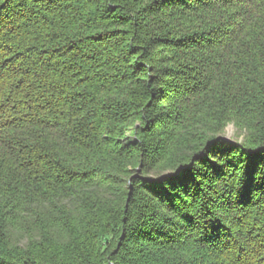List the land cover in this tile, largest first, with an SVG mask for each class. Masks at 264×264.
I'll return each mask as SVG.
<instances>
[{
    "label": "trees",
    "instance_id": "1",
    "mask_svg": "<svg viewBox=\"0 0 264 264\" xmlns=\"http://www.w3.org/2000/svg\"><path fill=\"white\" fill-rule=\"evenodd\" d=\"M0 264H264V0H0Z\"/></svg>",
    "mask_w": 264,
    "mask_h": 264
},
{
    "label": "rangeland",
    "instance_id": "2",
    "mask_svg": "<svg viewBox=\"0 0 264 264\" xmlns=\"http://www.w3.org/2000/svg\"><path fill=\"white\" fill-rule=\"evenodd\" d=\"M225 137L228 138V139H239L240 141L243 140V136H240L238 134V132L236 131V129L234 128V126H229L227 129H226V132H225ZM26 243V240H24L21 245H25Z\"/></svg>",
    "mask_w": 264,
    "mask_h": 264
},
{
    "label": "water",
    "instance_id": "3",
    "mask_svg": "<svg viewBox=\"0 0 264 264\" xmlns=\"http://www.w3.org/2000/svg\"><path fill=\"white\" fill-rule=\"evenodd\" d=\"M226 140H228V141H230V139H228V138H225Z\"/></svg>",
    "mask_w": 264,
    "mask_h": 264
}]
</instances>
